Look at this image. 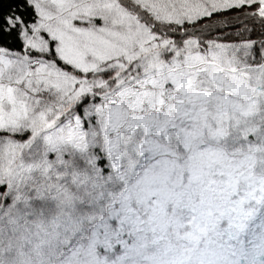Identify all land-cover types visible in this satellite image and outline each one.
Returning <instances> with one entry per match:
<instances>
[{
    "label": "snow or ice",
    "instance_id": "obj_1",
    "mask_svg": "<svg viewBox=\"0 0 264 264\" xmlns=\"http://www.w3.org/2000/svg\"><path fill=\"white\" fill-rule=\"evenodd\" d=\"M101 183L108 264H264V0H0V264Z\"/></svg>",
    "mask_w": 264,
    "mask_h": 264
},
{
    "label": "rangeland",
    "instance_id": "obj_2",
    "mask_svg": "<svg viewBox=\"0 0 264 264\" xmlns=\"http://www.w3.org/2000/svg\"><path fill=\"white\" fill-rule=\"evenodd\" d=\"M171 159L177 165L172 174V180L177 185L187 184L192 170H200L208 179L216 182L223 180L221 172L225 161L222 159L209 158L183 147L176 149ZM119 191L118 186L104 183L72 188L75 212L70 216L65 215L72 205L64 208L61 226L50 224L48 227L45 252L51 253L53 264L64 261L67 264H97L98 261L108 264L114 259L113 250L107 247L105 226L110 224L108 216L110 206H113L112 197ZM79 197H83V200Z\"/></svg>",
    "mask_w": 264,
    "mask_h": 264
},
{
    "label": "clouds",
    "instance_id": "obj_3",
    "mask_svg": "<svg viewBox=\"0 0 264 264\" xmlns=\"http://www.w3.org/2000/svg\"><path fill=\"white\" fill-rule=\"evenodd\" d=\"M79 199L82 201L83 200V197H79ZM72 212H75V205L74 204L72 205L69 213H66L65 215H69L70 216ZM62 222H63L62 220L59 221V222H56V223H54V226H61V223Z\"/></svg>",
    "mask_w": 264,
    "mask_h": 264
}]
</instances>
